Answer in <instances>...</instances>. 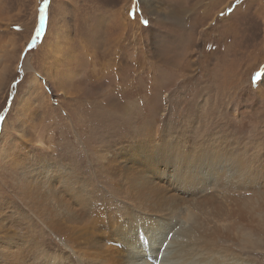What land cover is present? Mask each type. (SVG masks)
Masks as SVG:
<instances>
[{"label":"rangeland","instance_id":"1","mask_svg":"<svg viewBox=\"0 0 264 264\" xmlns=\"http://www.w3.org/2000/svg\"><path fill=\"white\" fill-rule=\"evenodd\" d=\"M155 5L160 1L48 0L45 6L44 0H0V219L4 228L5 217L13 220L19 246L43 232L28 196L31 180L64 194L81 212H104V219L132 212L128 220L134 222V212H164L140 206L136 187L150 179L166 186L160 201L176 212L159 222L165 224L161 257L168 259L187 240L180 209L212 193L213 185L188 186L184 173L146 144L170 150L179 143L198 155L209 138L213 145L262 144L264 151V0L199 1L212 16L192 47L165 26L171 23L166 5L156 13ZM94 26L102 34L92 38ZM263 190L259 175L244 197ZM212 203L222 204L221 198ZM250 212L243 210L239 224L251 226V244L222 242L252 264H264V209ZM112 238L102 254L118 259L121 247ZM55 244L44 245L75 264L62 243Z\"/></svg>","mask_w":264,"mask_h":264},{"label":"bare ground","instance_id":"2","mask_svg":"<svg viewBox=\"0 0 264 264\" xmlns=\"http://www.w3.org/2000/svg\"><path fill=\"white\" fill-rule=\"evenodd\" d=\"M159 1L161 5H166L163 7L167 9V13L169 11L167 15L171 23H165V26H168L170 31H174L171 32L172 34L187 37L189 40L187 46L190 47L193 38L201 30L198 29L211 18L210 7L208 8V5L198 7L201 0ZM161 5H155V13L159 11ZM228 6H225L223 10L225 11ZM197 13L200 17L192 21ZM155 20H150V24H155ZM92 22L95 23V21ZM89 34L91 37H97L102 34V31L98 26H94L91 27ZM109 51L110 48L107 52ZM97 55L89 56L94 59ZM97 61L98 57L93 60L94 63ZM93 62L91 60L90 63ZM263 137L260 136L262 143ZM173 140L175 143L176 137ZM149 143L154 148L163 146L158 143ZM261 146L254 148L236 141L233 143L221 141L218 145H213L208 138L203 150L195 155L185 153L179 143L171 146L170 150H167L168 146L152 150L149 144H146L147 151L154 156L159 157L158 154L162 151L163 158L174 163V171L184 173V182H188V186L195 187L196 181L204 185L206 183L213 185L212 193L205 194L202 198L180 209L179 212H182L180 225L185 228L187 240L185 244L177 248L176 252L170 251L168 259L161 257L162 252L165 251L160 241L164 235L162 228L165 224L159 222L167 220L176 212L165 209L160 201V197L166 194V186L163 183L145 179L136 189L140 206L151 211L162 209L164 212H134L136 218L134 222H130L128 219L131 218L132 212H124L122 219L112 217L104 219V212H81L64 198V194H58L51 187L44 188L42 182L35 178L29 183V186L34 185L28 190V196L35 205L38 220L43 225V232L36 233L38 238L32 239L30 236V244L21 247L19 246L21 237H18L16 230L11 229L13 220L5 217L4 228V221L0 219L2 233L0 234V264H69L67 261L64 262L65 257L50 252L44 245L56 247L57 240L62 243L61 246L58 245L62 253H66L69 259L72 256L75 264H252L250 260L238 253L232 244H225L222 240L231 242L234 239H241L244 244H251L254 235L247 230L251 226L247 225V228L239 223L245 208L252 214L264 209V190L254 191L258 193L257 195L244 197L247 191L251 192L250 188L258 184L259 175L261 180H264V151ZM159 174L162 175L163 172ZM230 184L240 187L230 191ZM78 190L74 189L73 196L74 200L80 203L81 193ZM216 197L221 198L222 204L212 203ZM180 199L182 197H179ZM112 237L121 247L118 259L108 258L102 254L103 248L114 241ZM134 243L138 245L137 251L132 249ZM26 251V254L30 253L28 256L31 259L24 258Z\"/></svg>","mask_w":264,"mask_h":264},{"label":"snow or ice","instance_id":"3","mask_svg":"<svg viewBox=\"0 0 264 264\" xmlns=\"http://www.w3.org/2000/svg\"><path fill=\"white\" fill-rule=\"evenodd\" d=\"M48 0H44V5L47 6ZM44 8L41 9V17H40V29H43L44 27V21H45V15H44ZM144 24H148L147 20L143 21ZM37 35H39V31L37 32ZM31 47V45H29Z\"/></svg>","mask_w":264,"mask_h":264}]
</instances>
